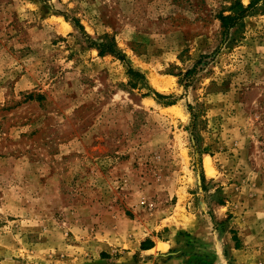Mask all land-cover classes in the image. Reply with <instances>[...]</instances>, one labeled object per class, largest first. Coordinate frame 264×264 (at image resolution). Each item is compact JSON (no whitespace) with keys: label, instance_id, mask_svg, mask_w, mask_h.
Returning <instances> with one entry per match:
<instances>
[{"label":"rangeland","instance_id":"1","mask_svg":"<svg viewBox=\"0 0 264 264\" xmlns=\"http://www.w3.org/2000/svg\"><path fill=\"white\" fill-rule=\"evenodd\" d=\"M0 264H264V0H0Z\"/></svg>","mask_w":264,"mask_h":264},{"label":"trees","instance_id":"2","mask_svg":"<svg viewBox=\"0 0 264 264\" xmlns=\"http://www.w3.org/2000/svg\"><path fill=\"white\" fill-rule=\"evenodd\" d=\"M253 7V5L251 4V5H249V7L248 8H250V7ZM241 9H242V13H245L248 9H244V8H242V6H241ZM243 16V14L241 15V17ZM235 20V18H230V17H223V18H221V22H222V27L223 28H225V29H227V28H229V27H231V26H234L235 24H234V21ZM76 25H78L77 23H76ZM110 51H112V50H110ZM101 53H103V50H101ZM128 72H133V70L132 69H129V71ZM106 257L105 255H102V257Z\"/></svg>","mask_w":264,"mask_h":264},{"label":"crops","instance_id":"3","mask_svg":"<svg viewBox=\"0 0 264 264\" xmlns=\"http://www.w3.org/2000/svg\"><path fill=\"white\" fill-rule=\"evenodd\" d=\"M109 252L107 251V250H105L103 253H102V255H105L106 257H104L105 258V260H109V257H108V254ZM110 254V253H109ZM119 260H121V259H119ZM119 260L118 261H116L117 263L119 262ZM110 263V262H109Z\"/></svg>","mask_w":264,"mask_h":264},{"label":"bare ground","instance_id":"4","mask_svg":"<svg viewBox=\"0 0 264 264\" xmlns=\"http://www.w3.org/2000/svg\"><path fill=\"white\" fill-rule=\"evenodd\" d=\"M156 86H158V85H156ZM159 89H161V88H159Z\"/></svg>","mask_w":264,"mask_h":264}]
</instances>
